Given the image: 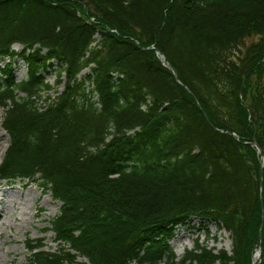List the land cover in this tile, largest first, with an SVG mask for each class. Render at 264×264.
Instances as JSON below:
<instances>
[{
  "label": "trees",
  "instance_id": "1",
  "mask_svg": "<svg viewBox=\"0 0 264 264\" xmlns=\"http://www.w3.org/2000/svg\"><path fill=\"white\" fill-rule=\"evenodd\" d=\"M15 56L0 179L39 180L68 245L28 240L32 264H252L258 239L264 264V0H0V57ZM62 82L38 112L31 97ZM191 217L225 229L230 253L197 241L176 260Z\"/></svg>",
  "mask_w": 264,
  "mask_h": 264
},
{
  "label": "rangeland",
  "instance_id": "2",
  "mask_svg": "<svg viewBox=\"0 0 264 264\" xmlns=\"http://www.w3.org/2000/svg\"><path fill=\"white\" fill-rule=\"evenodd\" d=\"M255 40V36L246 38L245 44L249 45ZM96 42V41H95ZM12 49L19 53L22 45L14 43ZM244 50V47L242 48ZM11 63L16 80L25 78L26 64L22 58L0 57V67ZM90 73L88 67L84 68L79 74L78 79ZM46 79L49 83H55L53 73L47 74ZM63 83L56 86V90L61 91ZM21 96H24L23 94ZM4 108L0 107V149L7 144L3 151L8 147L10 138L2 126ZM264 164V162H263ZM5 181L7 184L4 185ZM21 185V195H16L14 202L9 200L10 189ZM0 186H4V195L0 194V264H32L33 259L25 247L28 240H40L43 249L49 252L58 251L68 247L65 243L56 242L54 233L47 228L50 221L58 214L61 202L55 200L51 193L46 191L40 181L29 179H0ZM27 187L35 189L36 197L33 201L26 195ZM37 208V209H36ZM206 245L213 248L216 252L225 250L230 253L231 238L229 233L212 222L200 223L196 217H191L190 222L184 225H177L169 244L176 255V260H180L185 251L195 246V243ZM80 261L85 259L80 257Z\"/></svg>",
  "mask_w": 264,
  "mask_h": 264
},
{
  "label": "bare ground",
  "instance_id": "3",
  "mask_svg": "<svg viewBox=\"0 0 264 264\" xmlns=\"http://www.w3.org/2000/svg\"><path fill=\"white\" fill-rule=\"evenodd\" d=\"M7 146V144H4V146H2V148L0 149V162L2 161L3 158V151L5 149V147ZM7 184V181H5L4 185ZM10 195H9V200L11 202H14L16 195H21V185H17L15 187H13V189H10ZM3 191H6L4 186H0V194L4 195ZM26 195L30 198L31 201H33V199L36 197V193H35V189H31L27 187V193ZM37 209V208H36Z\"/></svg>",
  "mask_w": 264,
  "mask_h": 264
},
{
  "label": "water",
  "instance_id": "4",
  "mask_svg": "<svg viewBox=\"0 0 264 264\" xmlns=\"http://www.w3.org/2000/svg\"><path fill=\"white\" fill-rule=\"evenodd\" d=\"M156 53L159 55V57H160V59L162 61V64L164 66H166V67H168V68L171 69V66L167 63L164 55L161 54V53H159L158 50H156ZM171 70H172L173 75L176 76V71L174 69H171ZM254 145H255V147L257 149V152L261 155V158H262L263 157V152L261 151V148L258 145H256V144H254ZM259 186H260V194H261V188H262L261 172H259ZM262 226H263V217H262L261 225H260V228H259V234H260V231H261ZM256 247H257V253H256L257 254V259H255L253 261V264H256L258 262L259 258H260V242H259V239L257 241Z\"/></svg>",
  "mask_w": 264,
  "mask_h": 264
}]
</instances>
